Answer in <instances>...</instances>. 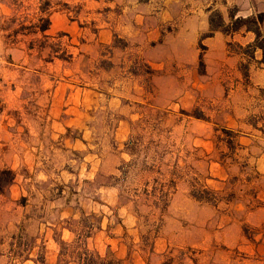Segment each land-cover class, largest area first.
Wrapping results in <instances>:
<instances>
[{"label": "rangeland", "instance_id": "374dc122", "mask_svg": "<svg viewBox=\"0 0 264 264\" xmlns=\"http://www.w3.org/2000/svg\"><path fill=\"white\" fill-rule=\"evenodd\" d=\"M255 2L252 16L235 17L237 6L226 20L211 13L229 32L218 30L221 48L207 44L211 29L198 38L162 35L168 46L155 65L131 64L143 94L131 97L138 85L122 83L114 95L111 82L125 77H96V95L73 103L71 117L48 112L57 83L88 63L94 72L114 65L71 61L111 0H0V264L30 254L44 264L49 245L37 239L51 236L58 264H85V250L120 261L97 241L103 234L121 238L144 264H264V88L251 79L262 68L263 51L253 46L264 43V21L259 40L234 22L264 15V0ZM61 10L79 17L76 43L41 30Z\"/></svg>", "mask_w": 264, "mask_h": 264}, {"label": "crops", "instance_id": "0c3cea01", "mask_svg": "<svg viewBox=\"0 0 264 264\" xmlns=\"http://www.w3.org/2000/svg\"><path fill=\"white\" fill-rule=\"evenodd\" d=\"M70 3L72 4V0H70ZM111 6L113 10L109 13L95 17V20L99 21V24L96 25L99 28L98 32L94 34L92 39H87L78 54L71 58V61L72 64L82 60L96 63L99 58L103 60L106 58L114 65L108 71L99 68L94 72L90 70L93 68L88 63L87 65H82V67H85L82 70H79V68L74 69L70 71V76L61 77L55 90V99L48 111L50 115L61 116L64 113L71 117L78 116L79 109L73 103H76L82 96H84L85 101L91 97L94 98L93 95L97 93L94 91V88L97 87L96 77L108 79L116 76L125 77L124 80L115 79L111 82L109 91L113 92L112 94L117 92L116 86L122 83H135L138 85L134 88V91L133 89L127 90L128 95L131 96L132 93L143 94L145 91L142 85L144 81L143 75L133 72L131 64L133 59H138L149 66L155 65V54L166 45L165 42L162 43L160 41L162 35L164 37L177 35L183 39L185 37L198 38L210 32V15L214 10H219L224 20L228 18V10L232 6L238 7L235 17H248L256 14L255 0H111ZM51 15L49 17L51 25L45 32L64 33L67 35L66 37L71 39V43H76L78 34H82L80 33L79 17L73 16L72 10L69 12L61 10ZM91 18H88V20H91ZM84 30V35L87 38L89 29L81 28V31ZM241 34L244 38L252 36L251 31H241ZM115 36L121 38L126 43V46L123 48L117 47L114 43ZM206 42L212 49V45L217 46V44L221 48L223 43L226 45V36L221 31H216L213 36L206 38ZM187 44L189 45V43ZM101 47L108 48L112 52H109V56H104ZM262 56L259 57V60H261ZM120 66L124 72L118 75L117 70ZM78 72L80 73L78 74ZM91 77L94 78L93 81ZM251 79L254 87L259 90L264 88V62L262 63V68L253 73ZM83 85H85L84 88H82ZM60 99L61 101H69L65 110L60 107L62 106V104H59ZM73 122L74 119L71 120L70 126L73 125ZM61 126L62 124L56 121L52 125L55 131L60 130ZM259 210L264 216V204ZM69 234V230H64V237L68 238ZM89 239L94 240V238ZM97 241L100 242V245H104L105 250L107 248L113 250L118 260L122 262H126L131 258V264H144L139 255L132 256V254L130 255L127 252L126 248L123 249L121 238L112 237L108 239L103 234V236L98 237ZM37 242L49 245V253L43 263L58 264L62 255L55 238L53 236L48 238L40 237ZM23 264H42V262L37 256L30 254ZM66 264L78 263L75 259H71Z\"/></svg>", "mask_w": 264, "mask_h": 264}, {"label": "trees", "instance_id": "16d2710c", "mask_svg": "<svg viewBox=\"0 0 264 264\" xmlns=\"http://www.w3.org/2000/svg\"><path fill=\"white\" fill-rule=\"evenodd\" d=\"M219 18H220V22L219 24L215 25L214 24V21H213V18L210 19V24H211V33L210 34H213L215 31H218V30H222L224 33L226 34H229L228 30H225V29H222V26H223V23H222V17L221 15L219 14H216ZM264 21V15L263 14H260L259 16H257V18H250V19H236V23H241V25H245L248 27V29L250 31H253L256 36H257V40H259V38L262 36V33H261V23ZM249 24L252 25L249 27ZM48 29V27H42L41 30L42 31H46ZM238 28L234 29V31H237ZM254 49H261L263 51V62H264V43L262 44H255V46H253ZM3 173H7V174H12V171H3ZM0 181H1V178H0ZM2 185H0V191H2ZM85 255V258L86 260L84 261L85 264L88 262H90V264H94V258L97 257V259L99 260L98 263H95V264H121L120 261H117V262H113V261H106L105 258H102L99 254L97 253H90L89 250H85V252L83 253ZM75 261H78L79 264H81V262L79 260H75Z\"/></svg>", "mask_w": 264, "mask_h": 264}]
</instances>
